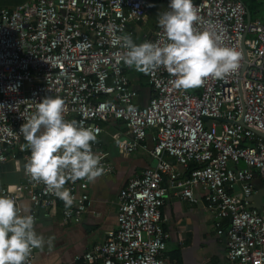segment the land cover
Instances as JSON below:
<instances>
[{
	"label": "built area",
	"instance_id": "built-area-1",
	"mask_svg": "<svg viewBox=\"0 0 264 264\" xmlns=\"http://www.w3.org/2000/svg\"><path fill=\"white\" fill-rule=\"evenodd\" d=\"M145 2L25 0L0 6V163L17 159L20 127L46 96L62 98L65 119L98 128L97 137L101 123L122 122L132 138L119 142L126 153L145 148L152 131L155 167L126 182L118 195L115 228L83 254L80 264H169V235L161 213L165 192L195 203V188L203 192L217 233H225L228 259L264 264V217L249 201L253 179L264 186V19L247 21L248 10L240 0H193L200 17L194 26L236 48L240 68L224 80L178 90L171 83L174 77L161 67L146 74L151 95L139 107L127 76L130 67L119 59L125 49L116 38L131 34L134 41L131 25L145 20ZM169 3L162 0L160 13L169 10ZM165 39L157 23L146 41ZM92 151L102 157L101 176L112 173L96 142ZM30 154L22 155L21 184L13 191L1 188L0 195L13 198L20 214L32 215L36 223L37 210L64 201L26 174ZM237 186L239 196L233 192ZM65 187L74 202L61 209L62 221L78 224L90 206L89 182L68 181ZM21 199L28 201V210L20 206ZM223 221L228 223L225 230ZM35 258L33 249L26 264H34Z\"/></svg>",
	"mask_w": 264,
	"mask_h": 264
},
{
	"label": "clouds",
	"instance_id": "clouds-1",
	"mask_svg": "<svg viewBox=\"0 0 264 264\" xmlns=\"http://www.w3.org/2000/svg\"><path fill=\"white\" fill-rule=\"evenodd\" d=\"M169 10L158 16L163 42L134 43L131 34L117 37L125 49L119 59L136 71L150 74L163 67L178 90L203 86L208 79L224 80L240 68L241 53L224 46L214 32L199 30L198 10L193 0H170ZM36 111L20 127L30 156L24 165L32 181L43 183L49 192L70 209L74 197L68 181L94 182L105 169L102 157L92 151L99 129L65 119V101L44 97ZM35 218L21 215L16 201L0 195V264H26L33 249H41L44 238L34 230Z\"/></svg>",
	"mask_w": 264,
	"mask_h": 264
},
{
	"label": "crops",
	"instance_id": "crops-1",
	"mask_svg": "<svg viewBox=\"0 0 264 264\" xmlns=\"http://www.w3.org/2000/svg\"><path fill=\"white\" fill-rule=\"evenodd\" d=\"M249 0H242L248 5ZM258 12L255 19L264 18V0H255ZM145 20L132 24L134 41L142 43L147 40L157 26L158 16L162 9V0H146ZM248 10V9H247ZM249 12V11H248ZM250 14V12H249ZM260 15V16H259ZM250 19L251 18L250 15ZM130 86L137 92L136 104L145 106L150 98L146 74L136 71L134 67L127 70ZM102 132L97 137L96 145L106 154L108 162L113 166L112 173L100 176L94 182H89L88 195L90 206L82 215L78 224L62 221L60 207L37 210V221L34 225L36 233L44 238L41 249H35L34 264H80L83 254L96 244L104 241L107 232L116 226L118 210V195L126 182L142 172L153 169L156 161L150 152L153 148L154 132H148L143 145L133 153H126L119 142H131V136L126 132L122 122L110 119L101 123ZM25 146L24 138L17 150V159L0 163V189L13 191L22 182V155L30 153ZM166 160L181 172L183 168L171 158ZM165 186V185H164ZM253 193L249 199L250 206L261 212L264 217V186L258 177L252 181ZM240 195V188L233 191ZM196 202L177 196L175 192H165V202L161 213L163 229L168 233L166 255L170 264H236L227 257V238L225 233H217L215 219L206 209L203 192L193 190ZM20 206L28 210L30 205L26 199H21ZM222 229L227 228V221L222 222Z\"/></svg>",
	"mask_w": 264,
	"mask_h": 264
},
{
	"label": "trees",
	"instance_id": "trees-1",
	"mask_svg": "<svg viewBox=\"0 0 264 264\" xmlns=\"http://www.w3.org/2000/svg\"><path fill=\"white\" fill-rule=\"evenodd\" d=\"M241 2H242V0H240ZM247 1V0H246ZM254 1L255 0H249L247 3H248V5H245L243 2V4L245 5V7L248 9V11L250 12V15H251V18L254 20L257 16V11H256V9H255V4H254ZM135 42V41H134ZM135 43H137V42H135ZM57 206L58 207H60V209H62V208H65V204H63V203H58L57 204ZM168 263H169V261H168ZM170 264V263H169Z\"/></svg>",
	"mask_w": 264,
	"mask_h": 264
},
{
	"label": "rangeland",
	"instance_id": "rangeland-1",
	"mask_svg": "<svg viewBox=\"0 0 264 264\" xmlns=\"http://www.w3.org/2000/svg\"><path fill=\"white\" fill-rule=\"evenodd\" d=\"M24 1L25 0H0V6H6V5H12V4L16 5V4H20V3L24 2ZM263 13L264 12L262 11L261 14H263ZM262 19H264V18H262ZM189 90H192V89H189Z\"/></svg>",
	"mask_w": 264,
	"mask_h": 264
},
{
	"label": "water",
	"instance_id": "water-1",
	"mask_svg": "<svg viewBox=\"0 0 264 264\" xmlns=\"http://www.w3.org/2000/svg\"><path fill=\"white\" fill-rule=\"evenodd\" d=\"M246 19H247V21L250 20V14H249V12H248V15H247ZM243 39H244V37H243ZM243 39H242V40H243ZM241 47H242V51L244 52V51H245V48H244V46H243V43H242V46H241ZM205 120H207V119H205ZM239 123H241V122H239ZM235 188H237V187H234V189H235Z\"/></svg>",
	"mask_w": 264,
	"mask_h": 264
}]
</instances>
